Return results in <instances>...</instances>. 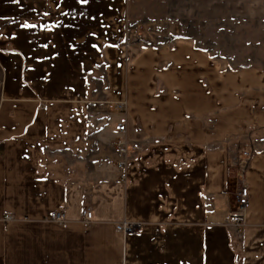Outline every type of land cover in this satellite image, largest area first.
<instances>
[{
    "label": "crops",
    "instance_id": "1",
    "mask_svg": "<svg viewBox=\"0 0 264 264\" xmlns=\"http://www.w3.org/2000/svg\"><path fill=\"white\" fill-rule=\"evenodd\" d=\"M126 36L127 0H0V264H264V68Z\"/></svg>",
    "mask_w": 264,
    "mask_h": 264
},
{
    "label": "rangeland",
    "instance_id": "2",
    "mask_svg": "<svg viewBox=\"0 0 264 264\" xmlns=\"http://www.w3.org/2000/svg\"><path fill=\"white\" fill-rule=\"evenodd\" d=\"M180 37L229 67L264 68V0H127L126 43Z\"/></svg>",
    "mask_w": 264,
    "mask_h": 264
},
{
    "label": "built area",
    "instance_id": "3",
    "mask_svg": "<svg viewBox=\"0 0 264 264\" xmlns=\"http://www.w3.org/2000/svg\"><path fill=\"white\" fill-rule=\"evenodd\" d=\"M123 105L118 104L117 108ZM114 129L119 133H124L126 130L125 123H117ZM139 149L137 141L129 140L125 137L116 139L113 145V154L117 156L115 165L118 169H124L127 165L128 159ZM257 150L253 145H247L239 149L230 159L229 166L235 171V211L236 217L234 225L238 229L245 224L244 213L248 208V188L246 182V170L249 167L252 158L255 156ZM124 178V175H121ZM8 218V217H7ZM48 219L57 222L65 223V211L63 208L53 210ZM81 220L83 223H90L93 220V214L90 208L81 210ZM138 224L130 221H122L116 224V229L124 233H131L137 230Z\"/></svg>",
    "mask_w": 264,
    "mask_h": 264
}]
</instances>
